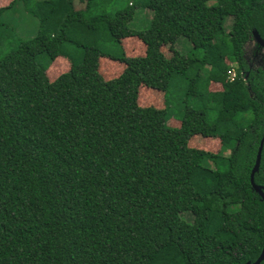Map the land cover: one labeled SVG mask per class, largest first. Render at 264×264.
<instances>
[{
  "label": "trees",
  "instance_id": "obj_1",
  "mask_svg": "<svg viewBox=\"0 0 264 264\" xmlns=\"http://www.w3.org/2000/svg\"><path fill=\"white\" fill-rule=\"evenodd\" d=\"M18 1L31 0L0 15ZM63 1H36L35 36L0 58V264L253 263L264 245V143L253 175L263 197L249 184L264 64L250 69L243 51L253 32L264 41V0H147L143 30L131 28L133 3L88 15L96 0ZM104 34L117 53L102 50ZM125 39L141 54L125 56ZM179 39L200 56L175 50L176 67L161 48ZM59 57L68 69L49 81ZM103 60L120 73L102 78ZM175 78L187 86L168 128ZM142 87L152 105L137 103ZM195 135L227 154L189 147Z\"/></svg>",
  "mask_w": 264,
  "mask_h": 264
},
{
  "label": "rangeland",
  "instance_id": "obj_2",
  "mask_svg": "<svg viewBox=\"0 0 264 264\" xmlns=\"http://www.w3.org/2000/svg\"><path fill=\"white\" fill-rule=\"evenodd\" d=\"M13 0H0V8L8 6ZM36 1L42 0H31L27 4H24L20 1L16 2L13 6L5 9L0 15V58L15 48L19 41L28 40L35 36L38 28L37 19L31 14V9ZM63 1V0H62ZM147 0H96L94 6L89 11L88 15L96 14H112L116 10L125 8L127 4L133 3L137 6L135 16L131 23V28L137 30H143L147 27L150 16L144 11L139 5L143 4ZM64 3V1H63ZM230 25V19L225 21V27L228 28ZM190 45V44H189ZM189 45L179 39L175 48L172 49L168 46L162 47L161 50L166 57L175 59L176 67H180L181 57L175 52L178 51L183 55H193L196 58L200 56L198 51H190ZM118 45L114 42L108 40L107 36L104 34L101 38V48L110 54H115L118 52ZM120 46L125 56H134L141 54L142 50L135 41L121 40ZM174 48V49H173ZM245 61L250 69H256L261 67L264 64V49L260 48L254 41L251 39L245 46L244 51ZM60 58V57H59ZM65 59H55L53 63L46 70V76L49 81H52L60 74L64 73L68 69V64L64 61ZM183 62V61H182ZM181 62V67H182ZM122 66L116 62H110L103 60L99 63L98 72L104 79L116 77ZM206 75L208 74L205 73ZM187 83L181 78H175L172 82L169 91L167 92V107L168 113L165 117V125L168 128H178L179 126V116L176 109L178 108L177 100L183 98V92ZM210 92H215L220 90V85L217 81H211L209 85ZM150 98L148 90L142 87L139 89L138 101L139 105H152L148 104ZM154 104V103H153ZM192 106V103L189 104ZM157 107L161 108L160 104H156ZM188 146L196 149L200 152H208L211 154L220 153L223 151V154L226 155V151L220 146L218 140L209 139L201 137L200 135L192 136L188 141Z\"/></svg>",
  "mask_w": 264,
  "mask_h": 264
},
{
  "label": "water",
  "instance_id": "obj_3",
  "mask_svg": "<svg viewBox=\"0 0 264 264\" xmlns=\"http://www.w3.org/2000/svg\"><path fill=\"white\" fill-rule=\"evenodd\" d=\"M252 39L260 48L264 49V41H262L255 32L252 33ZM263 143H264V138H262L260 140V142H259V145H258V148H257V151H256V155H255V159H254V164H253V166H252V168L250 170V173H249V184L251 186V189L255 193H257L259 196H261V197H263L262 196L263 188L254 185V183H253V175L257 172V169H258V166H259L260 153H261V148H262V144ZM261 262L264 263V245H263L258 257L251 264H260ZM246 264H249V263H246Z\"/></svg>",
  "mask_w": 264,
  "mask_h": 264
},
{
  "label": "flooded vegetation",
  "instance_id": "obj_4",
  "mask_svg": "<svg viewBox=\"0 0 264 264\" xmlns=\"http://www.w3.org/2000/svg\"><path fill=\"white\" fill-rule=\"evenodd\" d=\"M262 263V262H261ZM264 264V263H263Z\"/></svg>",
  "mask_w": 264,
  "mask_h": 264
}]
</instances>
